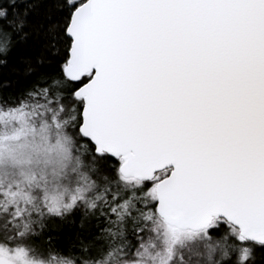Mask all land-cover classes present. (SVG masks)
I'll return each instance as SVG.
<instances>
[{"label": "snow or ice", "instance_id": "obj_1", "mask_svg": "<svg viewBox=\"0 0 264 264\" xmlns=\"http://www.w3.org/2000/svg\"><path fill=\"white\" fill-rule=\"evenodd\" d=\"M33 40L0 97V264H256L264 0L0 3V65Z\"/></svg>", "mask_w": 264, "mask_h": 264}, {"label": "trees", "instance_id": "obj_2", "mask_svg": "<svg viewBox=\"0 0 264 264\" xmlns=\"http://www.w3.org/2000/svg\"><path fill=\"white\" fill-rule=\"evenodd\" d=\"M0 3H6V0H0ZM44 10L45 5L41 4L32 14L31 20L37 27L43 20ZM38 55L39 43L33 40L18 47L9 58L7 65H0V97L15 96L27 87L29 81L24 75L25 65L22 63V59L25 57L35 58ZM76 219L77 224H65L58 233H54L59 242H66L79 230L78 217ZM256 264H264V252H257Z\"/></svg>", "mask_w": 264, "mask_h": 264}]
</instances>
